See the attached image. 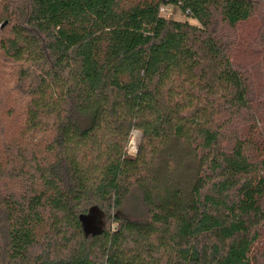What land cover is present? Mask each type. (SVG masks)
I'll return each instance as SVG.
<instances>
[{
	"label": "trees",
	"instance_id": "trees-1",
	"mask_svg": "<svg viewBox=\"0 0 264 264\" xmlns=\"http://www.w3.org/2000/svg\"><path fill=\"white\" fill-rule=\"evenodd\" d=\"M260 14L264 72V0H0V264H260L264 80L226 32Z\"/></svg>",
	"mask_w": 264,
	"mask_h": 264
},
{
	"label": "rangeland",
	"instance_id": "rangeland-1",
	"mask_svg": "<svg viewBox=\"0 0 264 264\" xmlns=\"http://www.w3.org/2000/svg\"><path fill=\"white\" fill-rule=\"evenodd\" d=\"M261 18V14L254 16L248 22L237 26L234 31H230L229 29L226 30L229 34H235L238 41L233 52L234 61L245 67L247 70L249 69V76L252 80H255L256 87L258 88L263 84L262 81L264 80V72L262 71V68L260 69L258 67L263 52L262 49H259L256 46L254 39L258 29L262 25ZM170 19L183 21L185 20V17L179 9L174 8ZM259 128L261 127L259 126ZM140 140V134L133 131L127 146V153L129 156H136ZM136 198L137 197L134 194L126 203L122 213L131 219L143 220L144 210ZM104 222L106 226H109V224H106V221ZM45 236L46 237L41 238L38 245L34 247L32 250L33 254L43 255L50 260H58L66 257L69 250L73 249L75 246V237L69 239V247H66L67 243L64 244L61 239L50 238L47 234H45ZM255 255L260 261V264H264V231H261L260 238L255 246Z\"/></svg>",
	"mask_w": 264,
	"mask_h": 264
},
{
	"label": "water",
	"instance_id": "water-1",
	"mask_svg": "<svg viewBox=\"0 0 264 264\" xmlns=\"http://www.w3.org/2000/svg\"><path fill=\"white\" fill-rule=\"evenodd\" d=\"M96 217L97 215H95V213L93 214L92 217H87L85 219H83V224H84V231L86 233H94L96 232V229H97V223L95 222L96 221Z\"/></svg>",
	"mask_w": 264,
	"mask_h": 264
},
{
	"label": "built area",
	"instance_id": "built-area-1",
	"mask_svg": "<svg viewBox=\"0 0 264 264\" xmlns=\"http://www.w3.org/2000/svg\"><path fill=\"white\" fill-rule=\"evenodd\" d=\"M173 7L171 6H160L159 13L166 18H170L172 16ZM132 146V145H131Z\"/></svg>",
	"mask_w": 264,
	"mask_h": 264
}]
</instances>
